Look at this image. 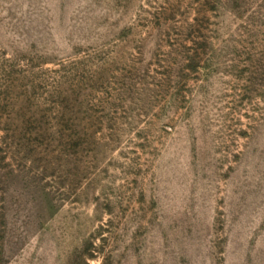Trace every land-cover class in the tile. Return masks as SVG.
<instances>
[{
	"label": "rangeland",
	"instance_id": "1",
	"mask_svg": "<svg viewBox=\"0 0 264 264\" xmlns=\"http://www.w3.org/2000/svg\"><path fill=\"white\" fill-rule=\"evenodd\" d=\"M0 264H264V0H0Z\"/></svg>",
	"mask_w": 264,
	"mask_h": 264
}]
</instances>
